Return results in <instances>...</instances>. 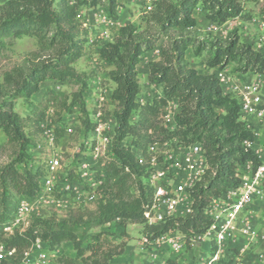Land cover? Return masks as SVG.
Instances as JSON below:
<instances>
[{
  "label": "trees",
  "instance_id": "obj_1",
  "mask_svg": "<svg viewBox=\"0 0 264 264\" xmlns=\"http://www.w3.org/2000/svg\"><path fill=\"white\" fill-rule=\"evenodd\" d=\"M102 4L108 16L114 17L116 0H4L0 3V51L5 48L7 38L34 37L37 45L32 59L26 60L25 66L16 65L4 72L0 82V130L14 145L12 158L0 167V225L13 218L21 196L33 197L39 192L45 173L44 163L34 162L32 138L24 131L23 117L14 110L15 99L30 98L45 80L75 86L70 104L79 106L83 136L94 127L83 98L87 74L74 67L85 41L76 35L80 26L76 12L81 7H102ZM200 5L206 18L217 24L234 17L249 18L240 0L155 1L147 12L149 20L160 31L178 28L181 34L161 45L158 60L148 62L147 80L161 90L145 102L138 99L137 66L144 52L153 49L158 38L141 36L134 26L127 25L99 47L100 59L112 67L109 78L115 85L110 94L115 124L110 143L112 155L95 167V176L99 173L97 176L103 178V184L111 191V199L98 213L80 208L70 211L64 218L34 217L22 233L8 237L0 230V242L15 251L12 262L4 264H18L22 250L36 237L47 250L69 242L76 257H83L86 251H96L95 244L101 236V232L93 233V240L84 245L83 238L88 232L118 217L141 224L140 232L150 237L172 229L188 236L192 232H202L209 225L210 218L206 214L209 200L236 186L241 165L255 160L252 151L243 144L245 140H252L254 134L241 117L238 100L222 92L216 71L233 63L232 72L264 75V53L254 49L250 42H241L236 30L224 41L213 36L198 38L190 32L184 33L195 29L194 11ZM188 50L205 67L216 71L204 73L191 66L186 59ZM169 100L178 106L171 129L155 121ZM38 120L35 121L37 126ZM56 134L60 136L58 130ZM130 136L132 140L126 142ZM166 139L199 143L207 169L191 191L192 213L149 224L143 216L142 204L150 198L152 188L145 181L146 166L138 162L136 155H145L151 141ZM69 176L73 179L71 173ZM132 176L137 184V195L130 198L128 182ZM122 222L123 226L127 224ZM120 234L127 235L123 231ZM62 263L77 264L73 258H64Z\"/></svg>",
  "mask_w": 264,
  "mask_h": 264
},
{
  "label": "built area",
  "instance_id": "obj_2",
  "mask_svg": "<svg viewBox=\"0 0 264 264\" xmlns=\"http://www.w3.org/2000/svg\"><path fill=\"white\" fill-rule=\"evenodd\" d=\"M155 1L158 0H147L146 9L150 10ZM256 1L264 4V0ZM76 19L87 30L89 43L93 42L91 31L95 28L100 29L97 33L99 38H105L111 26L119 25V21L108 16L100 6L81 7L76 12ZM242 22L238 17L222 24L211 22L210 31L217 32L226 23L230 27ZM257 27L259 32L252 43L253 48L264 53V14ZM255 75L254 79H247L243 74L226 68L216 71L222 92L238 100L241 117L254 134L252 140H245L243 144L252 151L255 160H247L241 165L236 186L209 200L206 214L210 223L202 232L186 236L172 229L154 237L141 234L139 244L142 247L156 252L166 248L178 253L208 241L209 251L197 264H264V251L258 248L264 242V75ZM103 99L98 98L99 106ZM177 108L173 100L165 104L161 116L164 127H173ZM44 115L38 120L41 140L33 143L35 152L46 153L41 188L33 197L21 196L18 199L13 218L0 225L2 234L7 237L22 233L30 220L43 216L46 209L68 211L75 205L82 208L92 204L97 197V186L103 181L102 177L96 179L95 167L111 153V136L104 133L105 124L96 121L92 131L83 136L80 145L73 151L77 155L76 166L70 167L62 164V156L57 152V124ZM66 132L71 133L72 128L67 127ZM136 157L140 164L146 166L145 181L152 188L150 198L142 204L146 222L158 223L192 213L194 200L191 191L207 169L202 146L175 139L154 140L148 143L145 155L138 153ZM70 173L75 178L70 179ZM58 249L47 250L36 237L29 247L22 250L18 264H47ZM14 255L13 248L0 242V264L11 263ZM154 264L186 263L163 258Z\"/></svg>",
  "mask_w": 264,
  "mask_h": 264
},
{
  "label": "rangeland",
  "instance_id": "obj_3",
  "mask_svg": "<svg viewBox=\"0 0 264 264\" xmlns=\"http://www.w3.org/2000/svg\"><path fill=\"white\" fill-rule=\"evenodd\" d=\"M240 1L243 3L245 10L249 14L248 19L238 17L243 21L241 24H232L229 27V24L226 23L219 31L211 32V20L206 18L205 11L200 5L194 11L197 23L195 29L185 31L184 33L190 32L198 38L213 36L224 41L234 30H236V34L241 42L254 43L259 32L257 23L261 18V15L264 14V4H261L256 0ZM146 6L147 0H116V11L114 13V17L112 18L117 19L119 21V25L117 27L111 26L109 28L108 37L105 38H99L97 33L100 29L95 28L91 31V34L93 33L92 36H94L92 43L88 42V32L86 29L81 26L77 29V37L84 38L85 41L84 46L82 47L81 56L74 63V67L77 71L85 72L87 74V89L83 94V98L88 117L93 125L96 124V121L105 124L106 129L104 133L108 136H112L115 124L112 114L114 102L110 97L111 91L115 85L109 78V70L112 67L110 64L100 59L98 52L99 47L104 43L111 41L117 34L118 29L127 25L134 26L137 29V32L141 33V36H156L158 38L153 49L144 52L137 66L138 81L140 85L138 99L139 101L143 100V102H145L147 99H150L153 95L157 94L159 90L156 84H152L144 79L143 73H145V69L148 71V62L158 60L160 58L161 45L168 39L175 38L181 34L178 28L160 31L156 24L149 20V15L147 13L149 10L146 9ZM101 8L105 9V4H102ZM5 42V48L0 51V82H2L4 72L9 71L16 65L25 66V64L28 63L26 60L32 59V53L37 50L36 40L34 37L22 36L19 38H7ZM45 52L47 53L49 51ZM186 54V59L190 65L195 66L198 71H202V69L206 68L200 59L194 57L191 50H188ZM225 68L232 70L233 63H229ZM45 81L46 82L42 83L40 87L41 90L36 92L30 98H16L14 110L23 117L24 131L31 135L32 143L37 141L40 142L41 140L39 127L35 124V121L38 118L40 119L44 113L45 118L48 117L53 124H57L56 129L58 130V135L60 136L58 138L59 148L58 151H55L60 152V155L62 156V164L75 167L77 155H75L73 151L75 150V147L80 145L83 139V123L79 106L77 104H70L71 93L76 89V87L65 85L53 80ZM99 97L104 98L100 102V106L98 105ZM162 114L163 110L160 111L155 118V121L159 126L162 125ZM67 127L72 128L71 133L66 132ZM148 133L151 134L152 132L149 131ZM132 138L133 137L131 136L127 137L126 142H129ZM137 138L140 141V136ZM13 151L14 145L7 141L4 133L0 130V167L12 158ZM31 154L32 157H34L33 159L35 164L44 162L43 159L45 158L46 153L43 151L35 152L32 147ZM111 155V153L107 154L103 163L109 160ZM97 174L95 176L96 179H98ZM71 177L75 178V175L71 174ZM9 192L14 194L11 189ZM96 192V200L92 204L82 207V209L86 208L91 212L98 213L101 207L106 204L109 199H111V191L109 187H106V185L103 184V181L99 186H97ZM128 195L130 198L137 195V184L133 179V176L128 182ZM1 198L2 189L0 186V202ZM77 209H80L77 205L68 211L59 210L58 212H55L53 210L46 209L44 210L42 217L53 215L57 218H64L67 217L70 211L72 212V210ZM31 221L32 220H30V223ZM121 222L124 224L127 223L125 225V229L128 234L117 236L123 228L121 227ZM140 230L141 224L139 223H130L127 220H122L120 217L115 218L110 221L109 224L105 223L94 227L83 238V244L87 245L93 240L91 238L93 233L101 232V236L97 241L98 243L95 244L98 246L95 249L96 251L89 250L85 252L83 257H76V252L72 245L69 242H64L59 246L58 252H54V255L49 258L47 264H63L62 261L64 258H73L77 264H95V262L104 264L109 257L117 256V253L120 250L122 251L127 240L129 241V244L135 247V251L139 254L138 258L141 257L143 261H146L148 260L147 250L136 245L137 238L139 239L142 234ZM258 248L264 251V242ZM188 249H190V247Z\"/></svg>",
  "mask_w": 264,
  "mask_h": 264
},
{
  "label": "crops",
  "instance_id": "obj_4",
  "mask_svg": "<svg viewBox=\"0 0 264 264\" xmlns=\"http://www.w3.org/2000/svg\"><path fill=\"white\" fill-rule=\"evenodd\" d=\"M3 1L4 0H0V3ZM186 57H187V54H186ZM193 67L196 68L195 66H193ZM144 71H145V73H143L144 79L146 81H148L147 80L148 71L146 69ZM215 71H216L215 68L206 67L205 69H202V71H200V72L212 73ZM243 76L247 79H254L256 77V75L252 74V73H246V74H243ZM263 81H264V79H263ZM44 82H46V81H43L42 83H44ZM42 83H40L38 91L41 90L40 87H41ZM157 87L159 89L158 90V93H159L161 88L158 85H157ZM140 102H143V100H141ZM256 127H259V126H256ZM259 129H260V127H259ZM122 231L126 233L125 226H123L121 232ZM118 234L119 235H117V236L121 235L120 232ZM126 234H128V233H126ZM136 245L141 247V248H145L139 244L138 238L136 241ZM145 249L147 250L148 260L143 261L141 259V257L138 258L139 254L135 251V247H133L131 244H129V241L127 240L123 246L122 251L117 256L112 257L109 260L108 264H154V262L156 260L163 259V258L176 259L178 261L185 262L186 264H197L198 260L202 256L207 254L208 249H209V243H208V241H205L203 243H200V244H197V245L191 247L190 249L183 250V251H180L178 253L171 252L169 249H166V248L160 249L159 252L158 251L156 252L155 250H152L150 248H145Z\"/></svg>",
  "mask_w": 264,
  "mask_h": 264
}]
</instances>
